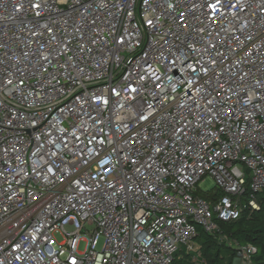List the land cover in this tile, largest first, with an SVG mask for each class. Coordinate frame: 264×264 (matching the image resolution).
<instances>
[{"label":"built area","instance_id":"obj_1","mask_svg":"<svg viewBox=\"0 0 264 264\" xmlns=\"http://www.w3.org/2000/svg\"><path fill=\"white\" fill-rule=\"evenodd\" d=\"M263 193L264 0H0V264H203Z\"/></svg>","mask_w":264,"mask_h":264},{"label":"trees","instance_id":"obj_2","mask_svg":"<svg viewBox=\"0 0 264 264\" xmlns=\"http://www.w3.org/2000/svg\"><path fill=\"white\" fill-rule=\"evenodd\" d=\"M202 195L213 201L224 194L217 188ZM259 203L260 210L246 209L238 220L223 222L216 219L218 231L213 234L197 227L195 243L199 247L200 261L203 264H235L239 253L236 245L256 247L257 251L252 257L253 264H264V193L260 195ZM193 258L192 254H185L184 257L175 255L173 264H200L193 262Z\"/></svg>","mask_w":264,"mask_h":264},{"label":"rangeland","instance_id":"obj_3","mask_svg":"<svg viewBox=\"0 0 264 264\" xmlns=\"http://www.w3.org/2000/svg\"><path fill=\"white\" fill-rule=\"evenodd\" d=\"M217 188L215 181L211 178V177H206L201 183H200V189L203 192H210L213 191ZM69 229V228H68ZM71 230V229H69ZM89 231L94 230L93 227H88ZM53 238H54V243L56 244H60L62 242H64V238L60 233H55L53 234ZM85 244H81L80 245V250L83 251L85 249ZM103 247V239L100 240L97 243V248L101 249ZM183 252V253H182ZM185 254H188L187 251L184 249L183 251H179L176 255H180L181 257H184ZM235 264H244V260L242 258H237L235 260Z\"/></svg>","mask_w":264,"mask_h":264}]
</instances>
